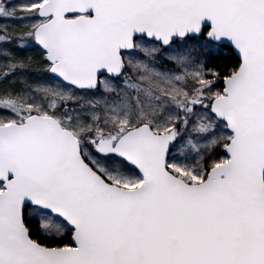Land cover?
<instances>
[{"label":"snow or ice","instance_id":"6c2138e0","mask_svg":"<svg viewBox=\"0 0 264 264\" xmlns=\"http://www.w3.org/2000/svg\"><path fill=\"white\" fill-rule=\"evenodd\" d=\"M0 264H264V0H0Z\"/></svg>","mask_w":264,"mask_h":264}]
</instances>
